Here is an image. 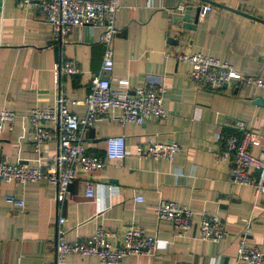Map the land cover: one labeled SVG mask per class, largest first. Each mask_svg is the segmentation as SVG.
<instances>
[{
	"label": "crops",
	"instance_id": "1",
	"mask_svg": "<svg viewBox=\"0 0 264 264\" xmlns=\"http://www.w3.org/2000/svg\"><path fill=\"white\" fill-rule=\"evenodd\" d=\"M211 1L264 21V0ZM204 5L210 4L120 0L118 33L112 44L114 64L108 76L111 87L120 90L119 79L129 81L131 92L148 84L162 86L167 118H149L143 125L121 124L119 112L112 110L86 131L88 154L103 156L105 140L115 136L125 138L127 154L124 160L106 161L100 171L80 173L70 186L63 209L67 242L89 239L98 228L120 236L138 227L157 238V251L153 256L125 258L122 264H247L237 260L236 252L249 224L246 246L264 253V193L230 182V160L222 156L218 139L240 136L236 124L243 123L254 134L252 155L264 153V92L231 85L217 92L200 89L189 79L190 66L176 60L178 53L199 52L241 74L258 75L264 71V24L210 5L212 10L198 19L195 30L183 28V15L190 14L193 22L196 8ZM179 6L185 7L183 13L177 11ZM102 31L73 28L64 37L56 61L45 14L38 8H19L13 0H0V112L9 110L17 116L12 131L0 135V160L46 169L56 154V142L42 145L38 154L33 152L26 117L32 109L53 105L56 63H77L80 73L62 76L61 85L70 101L83 102L102 63ZM169 38L177 45L170 44ZM68 109L79 117L85 113L83 104L70 103ZM150 139L175 142L181 151L172 162L137 158L136 148ZM88 185L93 187L92 198L85 196ZM55 195L56 187L43 181L1 185L0 264H54ZM11 196L24 205L8 202ZM139 197L142 201L136 202ZM160 200L221 218L228 236L218 243L203 242L198 216L187 232L177 236L169 222L159 221L154 214ZM66 262L100 264L96 257L73 254Z\"/></svg>",
	"mask_w": 264,
	"mask_h": 264
},
{
	"label": "built area",
	"instance_id": "2",
	"mask_svg": "<svg viewBox=\"0 0 264 264\" xmlns=\"http://www.w3.org/2000/svg\"><path fill=\"white\" fill-rule=\"evenodd\" d=\"M19 8H38L45 14L50 26L52 41L62 42L73 28L103 29L99 42L104 46L103 59L98 73L90 80V93L83 102H73L68 98L61 85L62 76H75L80 73L77 63L68 60L56 63L52 70L53 83L57 95L52 106L44 109H32L27 115L28 143L36 154L42 145L56 142V154L49 160L46 169L29 168L20 164H10L0 160V187L2 184L25 185L47 182L56 187L57 219L54 224V264H67L68 255L96 257L100 264H122L128 257L153 256L157 251L158 240L147 235L143 229L130 227L120 236L98 228L94 235L86 240L72 243L65 238L63 216L64 204L70 196V186L80 173L88 174L103 169L106 161H121L126 157V142L123 136L109 137L105 140L103 156L88 154L85 150V133L93 127L100 117H107L112 110L118 111L117 120L121 124L143 125L149 118L165 120L164 88L148 84L132 92L127 79L117 80L120 90H114L108 76L113 70V40L118 30L116 15L120 9V0H13ZM184 6L177 11L183 13ZM212 10L204 5L199 17ZM177 61L190 66L189 79L200 89L217 92L229 85L234 88L250 87L264 92V71L258 75L241 74L229 64L202 53H178ZM83 104L85 113L79 117L71 113L69 104ZM17 116L14 112H0V135L12 131ZM236 127L242 130L240 136H219L222 156L230 160L229 179L234 185L252 186L256 194L264 193V153L258 157L252 155L255 143L254 134L243 123ZM247 130H246V129ZM181 151L175 143L161 144L150 139L136 148L139 159H165L172 162ZM252 172L256 173L253 178ZM85 196L93 197V187L88 185ZM141 202L142 199L137 198ZM8 202L23 206L24 202L14 196ZM154 214L159 221L169 222L177 236L187 232L194 216L199 217V238L203 242L218 243L228 236L221 218L204 212H193L173 201L160 200ZM1 224V220H0ZM250 234V225L246 224L241 241L238 243L236 258L247 264H264V253L256 248H248L245 238Z\"/></svg>",
	"mask_w": 264,
	"mask_h": 264
},
{
	"label": "water",
	"instance_id": "3",
	"mask_svg": "<svg viewBox=\"0 0 264 264\" xmlns=\"http://www.w3.org/2000/svg\"><path fill=\"white\" fill-rule=\"evenodd\" d=\"M200 1H202L205 4H210V5L215 6V7L223 8V9L228 10L230 12L239 14L241 16H244V17L252 19V20H256V21L261 22V23L264 24L263 20L256 19V18H254V17H252V16H250V15H248L246 13H243V12H240V11H237V10H234V9L219 5V4H217V3H215V2H213L211 0H200ZM188 10L191 11L192 8L189 7ZM200 10H201V7H197L196 8L193 22H190V17H191L190 14H188V13L184 14L183 17H182V27L187 29V30H195L196 27H197ZM168 41L170 42V44L177 45V40L169 38ZM51 43L54 45L53 50H54L55 60L58 61V58L60 56V50H61V42L52 41ZM225 87L226 86H224V89H225ZM256 102L259 103L258 100Z\"/></svg>",
	"mask_w": 264,
	"mask_h": 264
}]
</instances>
